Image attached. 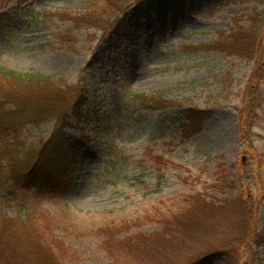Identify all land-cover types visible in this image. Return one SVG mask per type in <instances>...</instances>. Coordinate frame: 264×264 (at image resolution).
Segmentation results:
<instances>
[{
    "label": "rangeland",
    "instance_id": "374dc122",
    "mask_svg": "<svg viewBox=\"0 0 264 264\" xmlns=\"http://www.w3.org/2000/svg\"><path fill=\"white\" fill-rule=\"evenodd\" d=\"M262 36L264 0H0V68L49 80L0 73V262L264 264Z\"/></svg>",
    "mask_w": 264,
    "mask_h": 264
},
{
    "label": "trees",
    "instance_id": "16d2710c",
    "mask_svg": "<svg viewBox=\"0 0 264 264\" xmlns=\"http://www.w3.org/2000/svg\"><path fill=\"white\" fill-rule=\"evenodd\" d=\"M90 26L93 27V25L91 24ZM248 35L249 36L247 37L250 40L251 35L250 34ZM262 37L264 39V36ZM262 37H261V42H262ZM249 40L247 41V43L249 42ZM253 40L254 39H252V41ZM242 41L240 40L237 44H235L234 48L236 50L237 49H241L243 51L247 50L248 54L252 53L253 55H257V56L261 55L264 52V49H262V44L260 45L257 44L259 41L256 40L253 42L254 44H257L255 47L246 45V43L244 42L245 39H243ZM0 73H5L6 76L14 77L16 79L27 78V79H31L28 81L49 82L48 79L47 80L43 79L42 76H37L33 74L22 75L13 70H4L3 68H0ZM3 98L6 99L8 97L4 95ZM32 98L38 99L35 96H28L26 98H23L20 103H17V106L15 107L16 115L13 116L12 125L14 124L16 120L22 121V123H25V124H32V123L38 124L42 121H45V119H48V117L54 116L59 112L63 113L62 116L66 113L67 104L63 100H58V104L56 106L57 110L53 113L46 114V111H48V109L47 110L44 109L42 111L41 109L40 111L30 110L26 113L25 112V109L27 106L26 104H31L30 100ZM24 102H25V105H23ZM1 110H3V108L0 105V120L4 117L3 116L4 114L1 113ZM190 119L195 121V122H192L191 125L198 126V123L196 122V116L190 117ZM63 128L64 127L56 128L54 130V133L51 135V137L48 138L46 142L42 144L43 146L41 145V149L40 151H38L36 162L31 166L30 168L31 170L26 172V173L30 172V174L36 175L38 172H36L35 170L41 171L40 168L36 169V167L38 166L37 163L40 162L42 168H45L46 171H48L50 174H53L51 176L47 173L49 176L48 180H50L51 183L54 184L53 189L57 187L60 188V182L62 179L61 175L64 172V169H62L59 172L55 173L56 169L58 170L59 167H62V163H65V162L67 163V160L72 158L75 150L79 148L77 145H75L72 142V139L63 131ZM27 176H30V175H27ZM31 185L38 186V183L37 182H35L34 184L24 183L22 187L29 188ZM31 243L32 242H30L29 244L25 246V249H26L25 260L22 262V264H34L35 259L39 260V263L42 262L41 264H58L56 256H52L51 258L48 254L47 249L44 248L47 251V256H46L41 251V248L38 246V244H31ZM40 253H43L44 255L42 256L40 255ZM27 254L34 255V259H33V256H28ZM31 261L32 263H30ZM0 264H6V262H0Z\"/></svg>",
    "mask_w": 264,
    "mask_h": 264
}]
</instances>
